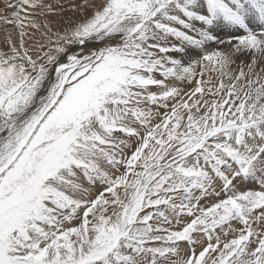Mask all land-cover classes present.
<instances>
[{
  "label": "snow or ice",
  "instance_id": "1",
  "mask_svg": "<svg viewBox=\"0 0 264 264\" xmlns=\"http://www.w3.org/2000/svg\"><path fill=\"white\" fill-rule=\"evenodd\" d=\"M0 264H264V0H0Z\"/></svg>",
  "mask_w": 264,
  "mask_h": 264
}]
</instances>
